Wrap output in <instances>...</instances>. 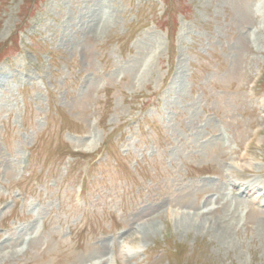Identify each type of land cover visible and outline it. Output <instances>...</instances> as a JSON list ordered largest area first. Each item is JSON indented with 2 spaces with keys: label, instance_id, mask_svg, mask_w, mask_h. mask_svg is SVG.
<instances>
[{
  "label": "rangeland",
  "instance_id": "obj_1",
  "mask_svg": "<svg viewBox=\"0 0 264 264\" xmlns=\"http://www.w3.org/2000/svg\"><path fill=\"white\" fill-rule=\"evenodd\" d=\"M0 264H264V0H0Z\"/></svg>",
  "mask_w": 264,
  "mask_h": 264
},
{
  "label": "bare ground",
  "instance_id": "obj_2",
  "mask_svg": "<svg viewBox=\"0 0 264 264\" xmlns=\"http://www.w3.org/2000/svg\"><path fill=\"white\" fill-rule=\"evenodd\" d=\"M253 146V145H252ZM223 158V157H222ZM201 217V216H200ZM211 217L210 216H203V217H201V218H198L197 220H203V219H210ZM211 225H214L215 226V228H216V222H212V224ZM217 228H219V227H217Z\"/></svg>",
  "mask_w": 264,
  "mask_h": 264
}]
</instances>
